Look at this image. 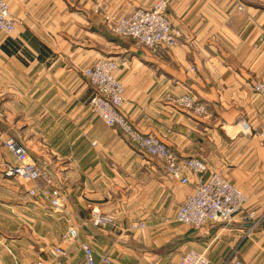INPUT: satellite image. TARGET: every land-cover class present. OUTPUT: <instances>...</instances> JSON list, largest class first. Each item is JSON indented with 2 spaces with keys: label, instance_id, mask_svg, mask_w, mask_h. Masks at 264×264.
Wrapping results in <instances>:
<instances>
[{
  "label": "crops",
  "instance_id": "0c3cea01",
  "mask_svg": "<svg viewBox=\"0 0 264 264\" xmlns=\"http://www.w3.org/2000/svg\"><path fill=\"white\" fill-rule=\"evenodd\" d=\"M6 1L16 24L12 34L0 32V110L5 124L28 125L31 144H23L47 170L45 182L61 189L80 238L111 264H178L191 249L205 251L210 264H264V141L240 132L243 122L264 130V103L254 91L264 82V0H168L166 14L181 36L159 51L116 37L106 18L150 9L156 0ZM105 57L119 63L123 113L180 157L204 160L205 178L219 172L239 187L247 197L242 213H254L255 226L194 229L176 221L198 177L189 173L182 184L90 112L93 90L83 70ZM187 92L206 105L204 115L175 105ZM32 200V239L58 243L55 220L63 219ZM94 208L113 214L114 223L93 226ZM135 221L146 227L120 234ZM7 228L0 224V264H35L33 242ZM67 261L83 263L77 246Z\"/></svg>",
  "mask_w": 264,
  "mask_h": 264
},
{
  "label": "built area",
  "instance_id": "2783aa9c",
  "mask_svg": "<svg viewBox=\"0 0 264 264\" xmlns=\"http://www.w3.org/2000/svg\"><path fill=\"white\" fill-rule=\"evenodd\" d=\"M168 5V0H156L150 9L139 8L130 15L107 16V18L114 23L112 32L116 35L132 38L153 51L167 50L173 48L181 36L180 31L173 27L171 19L166 14ZM0 30L9 34L15 30V19L6 0H0ZM118 67L117 60L101 58L83 70V75L93 90L89 100L90 110L107 126L119 129L129 141L148 155L159 159L165 171L180 180L182 184L190 182L189 173L198 177L193 191L180 204L176 221L192 228H201L210 223L232 227L256 220L253 223L255 226L259 221L255 214L242 213L247 197L239 187L219 172H213L205 178L208 167L204 160L199 157H180L165 141L156 135L141 131L122 112L125 89L115 75ZM254 91L260 95L264 103V82L256 83ZM177 103L196 114H205L207 111L206 105L191 94L179 97ZM240 132L248 137L258 135L260 140L264 141V130L254 131L248 122L241 124ZM5 144L18 162L10 174L14 173L19 178L39 183L42 180V172L29 156L26 147L13 137H8ZM39 190L55 210H64V197L59 188L40 183ZM31 193L35 194L36 189ZM114 221L113 214H104L96 208L93 209L92 223L95 226H106ZM78 238L79 229L74 225L68 226L63 235V242L73 243ZM80 246L83 253L82 264L111 263L107 254H99L98 261L96 251L89 242L82 241ZM66 254L67 251L63 246L53 247L51 256L54 262L51 264H66ZM38 264L47 263L40 260ZM178 264H210V260L204 252L191 249L182 256ZM233 264H242V262L236 260Z\"/></svg>",
  "mask_w": 264,
  "mask_h": 264
},
{
  "label": "rangeland",
  "instance_id": "374dc122",
  "mask_svg": "<svg viewBox=\"0 0 264 264\" xmlns=\"http://www.w3.org/2000/svg\"><path fill=\"white\" fill-rule=\"evenodd\" d=\"M107 20H109V19L107 18ZM109 21L112 23L111 24V32H112V26L114 23L111 20H109ZM15 24H16V21H15ZM0 32L4 33L5 35H10L9 33H6V32L1 31V30H0ZM113 35H115L118 38H122V39H131V40L135 41L136 43L145 47V45L141 44L140 42H138L132 38L116 35L115 33H113ZM105 58H108V57H105ZM112 59H114V58H112ZM185 94H191L197 100H199L194 94H192L190 92L184 93L181 96H183ZM178 99H179V97H177L174 101L175 105L177 107H179L185 111H189L191 113L196 114L195 112H193L191 110H188L182 106H179L177 103ZM201 103H203V102H201ZM88 108L90 110L89 104H88ZM90 112H91V110H90ZM93 115L96 116L95 114H93ZM196 115H201V114H196ZM4 118H5L4 113L0 110V224L2 223L3 225H6V223H7L8 235H11V230L14 232L17 231L16 234H13V235H15L14 237H18L20 235V233L27 235V239H29L30 242H33L32 244L37 248V251H39V257H38L35 264H38V262L40 260L45 261L47 264L53 263L54 259L51 256V249L55 246H58V245L63 246L66 249L67 254H66V258H65V263L69 264L67 259L70 255L71 246H73V247L77 246L82 252L80 242L85 241V240H82L80 238V234H79V238L77 241H75L73 243H69V242L64 243L63 242V235L66 232L68 226L74 225L78 229H79V227L74 222L71 221L69 214L66 213L64 210H62V211L61 210L60 211L55 210V208L51 206L47 197L45 195H43L41 193V191L39 190L40 183L44 184L46 186H52V187H56V188H59V187L53 186L52 184L45 182V177H47V174H48L47 170L38 166V164L33 159V156L31 154V150H30L29 146L25 145V144H27V145L31 144V142H30L31 136H30V133L27 132L28 125L15 126L12 124H5ZM97 118H99V117H97ZM8 137H13L22 144H23V142L25 143L23 145L26 147V149L29 153V156L37 164L38 168L42 172V180L39 181V183H35L34 181L19 178L18 176L14 175V173L10 174V171H13L12 169H14V167H16L18 162H17V158L15 157V155L6 147L5 140ZM144 153L146 155H148L145 151H144ZM155 159H157V158H155ZM157 160H159V159H157ZM161 164L163 165L162 162H161ZM163 168H164V165H163ZM34 189H36L35 194L31 193V191ZM61 193H62V191H61ZM63 197H64V195H63ZM32 198H38L39 200L46 202L50 208V211L54 214H59L60 217L63 219L62 223H60V221L55 220L56 221V233H57V235H61L58 243L53 244V245H47L45 243H41L40 238L39 239H36V238L32 239V236L34 235L33 232L34 231H36V233L38 232V229L35 230L32 228V223L35 221L34 219L36 218L35 212H33L31 210L32 209V203H33ZM40 206H42V205H40ZM43 208L44 209H41V211L44 214L43 217H51V215L48 214L50 212L45 207H43ZM64 209H65V198H64ZM59 215H56V216H59ZM91 223H92V213H91ZM92 225L95 226L93 223H92ZM183 225H185V224H183ZM186 226H188V225H186ZM95 227H102V226H95ZM145 227H146V222L135 221V222L131 223L129 228H127L125 230L121 229L120 234H123L124 236H130L131 237L135 232H138V231L144 229ZM194 229H200V228H194ZM0 234H1V229H0ZM87 242H89L91 244L90 241H87ZM38 248H39V250H38ZM94 250L96 251L98 261H99V247L94 249ZM8 251H10V250L8 249ZM200 252H204L206 254L205 251H200ZM11 254H13V253L11 252ZM206 256L208 257L207 254H206Z\"/></svg>",
  "mask_w": 264,
  "mask_h": 264
},
{
  "label": "water",
  "instance_id": "95a60500",
  "mask_svg": "<svg viewBox=\"0 0 264 264\" xmlns=\"http://www.w3.org/2000/svg\"><path fill=\"white\" fill-rule=\"evenodd\" d=\"M263 226H264V220L262 221V223H261Z\"/></svg>",
  "mask_w": 264,
  "mask_h": 264
},
{
  "label": "bare ground",
  "instance_id": "6f19581e",
  "mask_svg": "<svg viewBox=\"0 0 264 264\" xmlns=\"http://www.w3.org/2000/svg\"><path fill=\"white\" fill-rule=\"evenodd\" d=\"M8 3V2H7Z\"/></svg>",
  "mask_w": 264,
  "mask_h": 264
}]
</instances>
